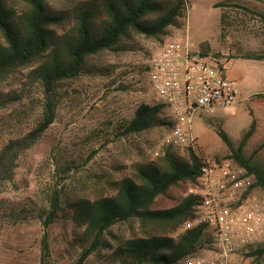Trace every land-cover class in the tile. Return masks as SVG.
Returning <instances> with one entry per match:
<instances>
[{
  "label": "rangeland",
  "instance_id": "374dc122",
  "mask_svg": "<svg viewBox=\"0 0 264 264\" xmlns=\"http://www.w3.org/2000/svg\"><path fill=\"white\" fill-rule=\"evenodd\" d=\"M7 1L20 6L17 0ZM88 1L50 0L49 5L72 11ZM186 1V15L163 35L155 38L131 31L117 49L90 56L79 77L58 84L53 124L31 148L11 153L0 167V264H79L84 243L82 230L70 220L72 203L114 193L115 182L133 175L139 163L164 156L162 142L171 127L162 124L132 135L122 132L140 104L154 103L147 69L171 36H187L204 52L228 54V75L239 86V101L233 108L218 109L214 114L200 111L193 117L197 151L209 160L224 158L230 150L218 129L238 145L255 121L246 154L264 166V96L257 95L264 93V60L244 57L264 51V2ZM37 64L32 62L0 80V152L43 121L44 88L28 78ZM161 119H170L167 110L163 109ZM172 151L180 156L188 152L185 148ZM194 184L181 182L171 187L153 208L175 205L192 192ZM56 192L61 198L60 210L55 221L46 225ZM254 196L264 198L260 191ZM188 228L186 222L177 234ZM140 231L135 221L116 224L104 236L110 247H99L83 264H119L115 249L123 238ZM45 235L50 245L46 256ZM212 255L208 250L198 254L204 258ZM229 264H264V256L239 252L231 256Z\"/></svg>",
  "mask_w": 264,
  "mask_h": 264
},
{
  "label": "trees",
  "instance_id": "16d2710c",
  "mask_svg": "<svg viewBox=\"0 0 264 264\" xmlns=\"http://www.w3.org/2000/svg\"><path fill=\"white\" fill-rule=\"evenodd\" d=\"M17 1L20 6L0 0V80L37 61L28 78L42 84L46 102L43 121L38 127L11 140L0 152V167L10 159L11 153L31 148L53 124L58 84L79 77L90 56L117 49L131 31L159 37L169 26L177 24L187 9L186 0H89L72 11L52 9L50 0ZM261 16L264 19V14ZM221 21L225 22V15ZM244 57L264 60V51ZM257 95L264 96V93ZM163 109L161 104H140L122 135L140 134L162 124L173 128L174 121L161 119ZM255 129L254 121L238 145L218 129L230 150V154L220 160H231L246 168L254 179L251 189L264 195V166L246 154ZM187 151L186 156H180L169 149L159 160L139 163L133 175L115 182L114 193L72 203L70 220L82 230L84 243L79 264L99 247H110L104 236L113 226L131 221L137 222L141 231L123 238L115 249L119 264H185L187 258L198 256L209 237L205 226L177 232L196 214L201 196L191 192L171 207L153 208L156 200L167 195L171 187L181 182H197L201 161L192 150ZM50 205L46 225L54 222L58 215L59 193L53 195ZM42 243L44 256L49 255L48 235ZM249 255L263 257L264 242L251 248Z\"/></svg>",
  "mask_w": 264,
  "mask_h": 264
},
{
  "label": "built area",
  "instance_id": "2783aa9c",
  "mask_svg": "<svg viewBox=\"0 0 264 264\" xmlns=\"http://www.w3.org/2000/svg\"><path fill=\"white\" fill-rule=\"evenodd\" d=\"M230 66L228 54L204 52L187 36L174 35L151 58L147 69L154 92L152 104L163 105L175 122L163 139L161 155L185 148L201 161L192 189L201 196V204L188 222L189 228L205 226L209 237L202 251L213 255L189 257L185 264H229L232 255L264 242V198L254 196L253 176L231 160H209L199 153L191 125L200 111L214 114L238 103L239 86L228 75Z\"/></svg>",
  "mask_w": 264,
  "mask_h": 264
}]
</instances>
